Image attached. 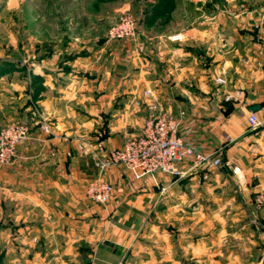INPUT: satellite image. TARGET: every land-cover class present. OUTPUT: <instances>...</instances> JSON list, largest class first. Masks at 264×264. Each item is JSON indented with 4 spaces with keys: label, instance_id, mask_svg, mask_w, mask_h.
<instances>
[{
    "label": "crops",
    "instance_id": "obj_1",
    "mask_svg": "<svg viewBox=\"0 0 264 264\" xmlns=\"http://www.w3.org/2000/svg\"><path fill=\"white\" fill-rule=\"evenodd\" d=\"M188 1L193 5L183 16L187 24L175 16L170 25H161L166 21L161 16L158 28L153 14L143 15L141 3L126 4L141 20L140 43L81 41L73 46L74 56L63 57V90L42 100L46 112H0V129L15 118L32 128V137L18 146L16 163L0 167V244L10 230L11 245L22 246L8 249L2 259L16 264H190L197 247H203L205 264H264V232L246 220L264 191V27H257L263 1L219 0L230 9L218 11L211 10L212 0ZM176 33L184 35L182 41L170 39ZM219 77L226 83L220 84ZM236 92L240 95L226 99ZM137 100L143 102L140 112H134ZM255 104L261 105L255 112L262 122L258 128L249 124ZM151 105L179 118L181 135L189 132L207 153L218 151L225 166L213 169L205 181L199 172L135 180L126 167H114L105 174L114 185L106 219L86 197L85 185L97 169L78 138L104 132L109 148L120 147L153 117ZM18 106L11 102L10 108ZM45 120L55 137L43 132L39 122ZM153 207L202 212L210 234L197 243L190 236L192 223L184 228L189 234L180 249L158 221L145 222L139 233L132 213Z\"/></svg>",
    "mask_w": 264,
    "mask_h": 264
},
{
    "label": "rangeland",
    "instance_id": "obj_2",
    "mask_svg": "<svg viewBox=\"0 0 264 264\" xmlns=\"http://www.w3.org/2000/svg\"><path fill=\"white\" fill-rule=\"evenodd\" d=\"M212 1L216 3L211 6L212 11H218L221 7H224L225 10L230 9V6L224 3L220 4L219 0ZM201 2L198 1L196 4L199 9L203 6ZM257 2H262L260 7H263L264 0H257ZM129 3L132 6L141 3L144 9L143 15L153 14L155 16L153 17V26L156 25L157 28L163 24L170 25L175 16H177L176 19H180L181 24H187L183 16L188 15L187 12L191 11L190 7L193 5L188 0H0V112H39V114L46 112L42 100L46 99L50 92L57 95L59 90H63V57L74 56L75 47L73 46L79 45L81 41L83 45L90 44L91 40H98V43L102 40L138 43L141 20L137 18L132 8L125 7ZM154 3H156L155 6H153ZM160 6H164V12L159 11ZM147 8H150V12ZM125 13H130L137 19L136 34L132 37L110 40L107 36L109 28ZM175 13L177 15H174ZM161 16L166 21L159 25L161 22L158 20ZM177 34H181V38L173 39ZM93 37L96 38L93 39ZM183 37L182 33H176L171 35L170 39L182 41ZM63 51L72 54L68 55ZM11 102H18V109H11ZM134 104L137 107L134 112H140L143 102L137 100ZM150 108L155 111L151 112V115L155 116L159 113L154 105H151ZM12 121H21L27 124L30 129V137H32V128L28 121L15 118L9 120L5 125ZM45 121L39 122L42 127L48 126L49 128L48 131L42 128L43 132L55 137L56 133L52 125L49 121ZM83 138L92 139L89 134H83L79 136V142H82ZM83 153L88 154L92 159L90 151H83ZM17 159L18 147L12 162L3 166L13 165ZM98 175L99 171L97 170ZM93 179L85 185L86 197L91 203L98 206L101 215L107 219L109 207L94 202L87 195L88 184ZM257 195L253 202L256 209L247 214L246 220L264 232V191ZM7 211L10 210L7 209ZM205 220V214L199 211L178 213L176 211H156L154 207L141 215L132 213L131 217L132 224L136 228H141V232L139 229L137 230L139 233L144 232L145 222L158 221L167 229L165 232H167L169 240L180 249L183 248V244L185 245L183 240L189 234V231L184 228L192 223H195V229L190 230V236H194L197 243L198 241L202 242L203 237L209 236V230L203 227ZM7 221L10 223V214ZM3 236L7 242L0 244V264H16L12 258L2 259V256L7 254L8 249L11 250V253L18 251L22 246L11 245L10 230H6ZM216 247H213V250ZM204 256L203 247H197L195 260L190 259V264H205ZM81 264H88V262L85 261ZM212 264L219 263L214 261Z\"/></svg>",
    "mask_w": 264,
    "mask_h": 264
},
{
    "label": "built area",
    "instance_id": "obj_3",
    "mask_svg": "<svg viewBox=\"0 0 264 264\" xmlns=\"http://www.w3.org/2000/svg\"><path fill=\"white\" fill-rule=\"evenodd\" d=\"M264 9V5H263ZM264 27V16L257 25ZM137 31V19L130 13H125L108 30L110 40L132 37ZM181 34L173 37L181 38ZM217 81L225 84L226 79L219 77ZM228 94L227 100L239 96ZM181 121L169 112L160 111L147 120L139 134L129 138L121 147L108 148L105 133L100 132L96 137L83 138L80 142L82 151H90L94 166L99 175L87 187V195L94 202L107 206L110 202L114 185L105 178L106 172L117 166L126 167L135 180L147 177L156 178L159 173L183 178L192 172H199L202 180H208L213 169L225 166L218 151L205 152L197 145L196 140L180 133ZM252 128H258L262 122L255 112L249 116ZM48 131V126L42 127ZM30 137V129L21 121H12L0 130V166L10 164L15 156L16 149L24 140ZM181 163H188L184 169ZM167 188L163 187L165 191Z\"/></svg>",
    "mask_w": 264,
    "mask_h": 264
},
{
    "label": "water",
    "instance_id": "obj_4",
    "mask_svg": "<svg viewBox=\"0 0 264 264\" xmlns=\"http://www.w3.org/2000/svg\"><path fill=\"white\" fill-rule=\"evenodd\" d=\"M169 81H170V80H168V82H169ZM260 108H261V105H259V104H255V105H253V106L250 107V110H251L252 112H256V111H258Z\"/></svg>",
    "mask_w": 264,
    "mask_h": 264
}]
</instances>
